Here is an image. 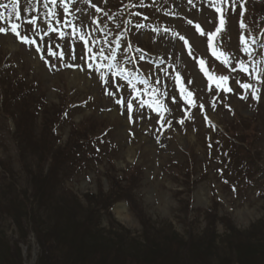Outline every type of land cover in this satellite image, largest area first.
<instances>
[{"label":"rangeland","instance_id":"1","mask_svg":"<svg viewBox=\"0 0 264 264\" xmlns=\"http://www.w3.org/2000/svg\"><path fill=\"white\" fill-rule=\"evenodd\" d=\"M47 2L0 0V264H264V0L228 63L215 0Z\"/></svg>","mask_w":264,"mask_h":264},{"label":"snow or ice","instance_id":"2","mask_svg":"<svg viewBox=\"0 0 264 264\" xmlns=\"http://www.w3.org/2000/svg\"><path fill=\"white\" fill-rule=\"evenodd\" d=\"M50 2L55 5L57 0H50ZM235 2L236 0H231V4L229 5V0H215V2L212 4V6L215 8L216 12L217 13H220V19H219V27H216L215 28V31L214 32H211V33H207V42H208V47L212 49V55L215 56L218 60L223 58V62L224 63H228V57L227 55L224 53V52H218L214 47H213V37L220 33L222 30H223V27L224 25L226 24V17L224 15V12L226 9H222L221 7V4H224V5H229L230 7H232L233 9L235 8ZM19 3V0H13V11L15 12L16 14V18L17 19H20L21 16H20V12L17 10V5ZM47 7V5H45ZM0 7H7V5H0ZM93 7H95V5H93ZM65 11H67V7H65ZM97 11H100V9H97ZM49 15H54V13H49ZM35 23V18H33L32 20L29 21V24H34ZM189 23L191 24L192 22L189 21ZM21 25L19 24H12L11 25V28H10V31L11 33L17 38L19 39L22 43H27V44H35L36 41L35 40H30L26 35H22L21 32L19 31ZM197 29L199 30V25L196 26ZM241 27H244L243 24H241ZM9 31V29H6V28H2L0 27V33H7ZM52 31H56L55 29H52ZM201 35H205L204 32H201ZM80 39L81 40H84V37L83 35L80 36ZM181 40H184L185 41V44H187V41L185 40V38L183 36L180 37ZM241 40L242 42H244V38L241 37ZM85 44H87V41H85ZM248 49L245 48V51H247ZM37 51H39V49H37ZM89 53L92 52L91 48L88 49ZM100 55H103V52L101 51L100 52ZM83 58V57H82ZM92 58H95V57H92ZM199 64L201 66V71H203L205 73V75L208 76L209 80H213L216 82L217 84V87H224V90L225 91H231L232 89L231 88H228L225 86L226 82L229 80V77L228 76H219L218 78L213 76V75H210L207 71V69L205 68V61L204 60H200L199 61ZM241 70L243 72H247V68L243 65H241ZM240 86L244 89H250L252 88L253 86L250 85V84H246V83H241ZM109 95H112V93H108ZM185 94V89H181V95L184 96ZM192 96V93L191 92H187V96L185 97L186 101L188 103H193V101L190 99ZM252 96L256 99H259L260 97L257 96L256 94V91L253 90L252 91ZM117 103H121V101H117ZM159 103V102H157ZM160 107L162 108L163 106L160 105ZM127 109L129 112L132 111V104L130 102L127 103ZM183 121H181L182 123Z\"/></svg>","mask_w":264,"mask_h":264},{"label":"trees","instance_id":"3","mask_svg":"<svg viewBox=\"0 0 264 264\" xmlns=\"http://www.w3.org/2000/svg\"><path fill=\"white\" fill-rule=\"evenodd\" d=\"M38 237H39V236H38ZM58 246H59V244H58L57 242H55V245H52V244H51V247H53L54 251H56V249L61 250V248H59ZM39 247H40L41 250H42V248L44 247V242H43V241H40V242H39ZM70 248H72V247L70 246ZM70 248H69V250H70ZM72 249H73V248H72ZM61 251H63V250H61ZM63 252H64V251H63Z\"/></svg>","mask_w":264,"mask_h":264},{"label":"bare ground","instance_id":"4","mask_svg":"<svg viewBox=\"0 0 264 264\" xmlns=\"http://www.w3.org/2000/svg\"><path fill=\"white\" fill-rule=\"evenodd\" d=\"M196 194L198 195V196H201V189H199L197 192H196ZM120 208V207H119ZM122 210V208H120L119 209V216H120V211Z\"/></svg>","mask_w":264,"mask_h":264}]
</instances>
